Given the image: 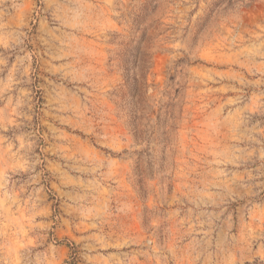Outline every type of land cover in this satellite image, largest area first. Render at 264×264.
<instances>
[{
    "label": "rangeland",
    "instance_id": "1",
    "mask_svg": "<svg viewBox=\"0 0 264 264\" xmlns=\"http://www.w3.org/2000/svg\"><path fill=\"white\" fill-rule=\"evenodd\" d=\"M0 264H264V0H0Z\"/></svg>",
    "mask_w": 264,
    "mask_h": 264
},
{
    "label": "trees",
    "instance_id": "2",
    "mask_svg": "<svg viewBox=\"0 0 264 264\" xmlns=\"http://www.w3.org/2000/svg\"><path fill=\"white\" fill-rule=\"evenodd\" d=\"M146 40H147L146 36L143 35L141 37V42H146ZM136 57L137 58H142V60H141V63H142L141 75H142L144 70L146 71V69H148L147 66H148L149 61H150V55H148V53H146V52L143 53L141 50H139L137 55H135V59H136ZM132 80H133V82H134L133 84L135 86L134 87V95H135L136 98H138L139 97V93H140V90H139L140 82H139V80L137 81V78H135V77H133Z\"/></svg>",
    "mask_w": 264,
    "mask_h": 264
}]
</instances>
